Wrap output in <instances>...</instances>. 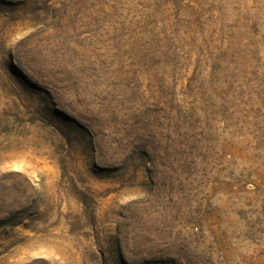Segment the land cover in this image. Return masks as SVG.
<instances>
[{
  "label": "rangeland",
  "instance_id": "1",
  "mask_svg": "<svg viewBox=\"0 0 264 264\" xmlns=\"http://www.w3.org/2000/svg\"><path fill=\"white\" fill-rule=\"evenodd\" d=\"M0 264H264V0H0Z\"/></svg>",
  "mask_w": 264,
  "mask_h": 264
}]
</instances>
